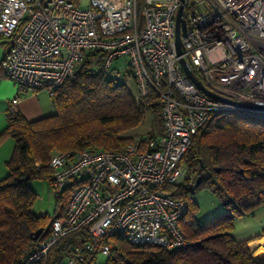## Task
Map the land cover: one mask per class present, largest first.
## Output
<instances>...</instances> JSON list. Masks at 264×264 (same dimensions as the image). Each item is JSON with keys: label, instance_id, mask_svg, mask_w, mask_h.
I'll return each instance as SVG.
<instances>
[{"label": "built area", "instance_id": "built-area-1", "mask_svg": "<svg viewBox=\"0 0 264 264\" xmlns=\"http://www.w3.org/2000/svg\"><path fill=\"white\" fill-rule=\"evenodd\" d=\"M0 37L9 40L0 69L16 90L9 112L22 91L53 96L88 52L97 53L100 70L132 83L136 101L156 94L161 102L163 130L152 137L135 136L118 152L90 147L50 155L49 192L58 197L72 187L71 195L65 214L19 264L45 261L60 239L80 229L89 240L66 264L95 248L104 262L113 244L101 239L114 234L139 246L184 245L178 221L187 202L165 188L184 180L180 160L211 113L264 115L255 108L264 107V0H0ZM180 58L225 101L202 92ZM186 184L194 186L191 179Z\"/></svg>", "mask_w": 264, "mask_h": 264}, {"label": "trees", "instance_id": "trees-1", "mask_svg": "<svg viewBox=\"0 0 264 264\" xmlns=\"http://www.w3.org/2000/svg\"><path fill=\"white\" fill-rule=\"evenodd\" d=\"M77 4L78 0H71ZM96 52H88L76 66L74 76L55 91L53 114L27 120L9 112L0 133L14 141L5 162L7 174L0 179V264H19L51 230V221L65 214L72 187L54 197L53 214H37V198L30 185L34 179L50 181L49 157L55 152L90 147L121 151L134 136L123 133L137 127L149 111L153 129L147 137L161 132V102L156 94L135 100L121 76L98 68ZM180 162L185 181L167 185L166 191L187 202V211L178 221L186 243L172 250L130 244L123 235L104 236L112 242L110 256L100 264H264L257 262L246 240L232 237L233 221L264 206V115L241 116L216 111L191 137ZM199 182L196 185V178ZM207 189L223 204V211L199 221L194 193ZM41 228L37 239L34 232ZM89 237L84 229L60 239L46 260L32 264H66V256ZM98 249L84 250L77 264H99Z\"/></svg>", "mask_w": 264, "mask_h": 264}, {"label": "crops", "instance_id": "crops-1", "mask_svg": "<svg viewBox=\"0 0 264 264\" xmlns=\"http://www.w3.org/2000/svg\"><path fill=\"white\" fill-rule=\"evenodd\" d=\"M8 42L7 37H0V59ZM15 94L16 90L13 81L5 76L0 69V133L7 125L6 116L9 113V106ZM16 108V112L23 115L29 121L51 115L56 110L52 97L45 90L22 91L19 94V101ZM147 112L144 122L145 125H138L133 129L125 131L123 135H132L135 137V135L141 134L142 131H151L153 129L152 115L149 111ZM155 133L159 132L155 131ZM13 145L14 141L11 137H5L0 142V179L7 174L5 162L12 153ZM42 180L47 182V191L49 192V181L46 179ZM35 191L37 192V190ZM42 191L45 194L46 190L42 189ZM37 199H43V194H37ZM231 235L236 240H246L252 251V256L254 253H258L257 258L253 256L254 259L259 263L264 262V206L235 218ZM98 262H101L100 259H98Z\"/></svg>", "mask_w": 264, "mask_h": 264}, {"label": "rangeland", "instance_id": "rangeland-1", "mask_svg": "<svg viewBox=\"0 0 264 264\" xmlns=\"http://www.w3.org/2000/svg\"><path fill=\"white\" fill-rule=\"evenodd\" d=\"M114 65L118 66L120 68H123L124 63H122V62L120 63V61H116L114 63ZM122 81H124V84L128 87L132 96H134V87H133L132 83L126 82L124 77L122 78ZM146 113H148V112H146ZM145 119H146V114H145L143 121L139 125H141V124H142V126L145 125L144 124ZM148 132H150V131H142L141 134H138L135 136L147 135ZM183 181H185L187 183L188 180H185V178H184ZM46 183H47L46 181H43L40 179H34L30 182V185L33 188V190L34 191L37 190L38 193L35 191L37 194H39V193H40V195L43 194V199L38 200L36 198L34 205H33V211L36 212L37 214L48 213L51 216L54 212L56 204H55V198H54L53 194H51L47 191V184ZM34 187H35V189H34ZM42 189L46 190L45 194L43 193ZM193 197L199 206V209L197 212V218L199 221H206V220L212 218L213 216L219 214L224 209L222 202L220 200H218L207 189L196 190ZM98 259H100V255L98 256L97 260ZM65 260H66V258H65Z\"/></svg>", "mask_w": 264, "mask_h": 264}, {"label": "water", "instance_id": "water-1", "mask_svg": "<svg viewBox=\"0 0 264 264\" xmlns=\"http://www.w3.org/2000/svg\"><path fill=\"white\" fill-rule=\"evenodd\" d=\"M180 11H181V7L178 8L177 13H176V17H175V50L177 54L181 53V32H180V24H179V17H180ZM180 64L183 67L184 72L186 73V75L190 78V80L204 93L208 94L211 97H214L216 99L225 101L224 98L218 96L217 94L211 92L202 82L200 79H198L195 74L192 72V70L189 68V66L187 65V63L185 62V60L183 58L179 59ZM257 109L260 110H264V107L259 106V107H255ZM199 182V177L196 178V185ZM42 229L39 228L34 232L33 238L37 239L38 236L40 235ZM100 261L102 262V258H100Z\"/></svg>", "mask_w": 264, "mask_h": 264}, {"label": "bare ground", "instance_id": "bare-ground-1", "mask_svg": "<svg viewBox=\"0 0 264 264\" xmlns=\"http://www.w3.org/2000/svg\"><path fill=\"white\" fill-rule=\"evenodd\" d=\"M253 256L257 258V257H258V253H254V255H253Z\"/></svg>", "mask_w": 264, "mask_h": 264}]
</instances>
